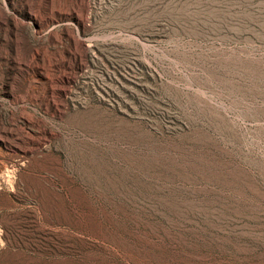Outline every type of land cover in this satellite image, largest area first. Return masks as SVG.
I'll use <instances>...</instances> for the list:
<instances>
[{
    "label": "rangeland",
    "instance_id": "obj_1",
    "mask_svg": "<svg viewBox=\"0 0 264 264\" xmlns=\"http://www.w3.org/2000/svg\"><path fill=\"white\" fill-rule=\"evenodd\" d=\"M0 264H264V0H0Z\"/></svg>",
    "mask_w": 264,
    "mask_h": 264
}]
</instances>
